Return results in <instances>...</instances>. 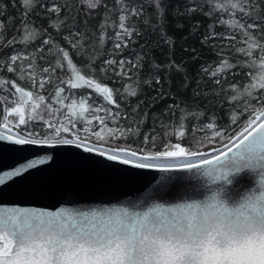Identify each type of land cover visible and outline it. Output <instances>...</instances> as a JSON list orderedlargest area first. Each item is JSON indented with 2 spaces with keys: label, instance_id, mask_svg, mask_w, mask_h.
I'll list each match as a JSON object with an SVG mask.
<instances>
[{
  "label": "snow or ice",
  "instance_id": "obj_1",
  "mask_svg": "<svg viewBox=\"0 0 264 264\" xmlns=\"http://www.w3.org/2000/svg\"><path fill=\"white\" fill-rule=\"evenodd\" d=\"M86 2L91 9L101 6V0ZM148 2L157 9L158 19L156 24L150 17L143 23L154 31L157 26L162 29L159 0ZM20 3L24 11L16 30L21 33L19 39L13 36L5 40L6 22L0 19V46L13 47L10 56L0 59V71L16 77L0 78V92L6 93L0 98V142L46 149L74 147L134 169L169 174L157 181L155 191L161 199V194L175 188L174 180L189 179L172 173H191L204 183L177 190L186 198L178 196L174 203L133 201L93 211L0 204V264H264V0H194L186 6L185 14L200 11L214 18L199 42L213 48L219 60L216 65H202L195 83L183 61L148 62L157 99H172L166 110L172 123L159 121L165 129L159 151L148 149L149 143H156V136L150 134L143 138L144 147L117 143L138 136L139 123L147 113L138 115L140 104L132 113L122 110L120 100L137 95L131 84H122L121 91L102 82L107 78L113 83H139L144 54L137 53L133 60L125 58L123 51L134 42V35H143L128 23L145 15L143 5L131 0H115V8L104 4L107 11L96 37L98 44L93 40L86 47L79 31L64 35L69 49L83 62L78 66L70 51L57 47L55 36L48 31L60 32L65 23L60 20L61 6H49L42 0ZM40 11L57 17H49L48 28L42 30L30 27L29 21L33 12ZM3 12L0 9V15ZM112 12L118 14V23L111 20ZM7 22L14 20L9 17ZM217 23L231 31L217 32ZM109 28L113 30L111 37L107 35ZM198 31L199 26L194 25L193 35ZM160 35L174 49L176 41L162 30ZM36 38L41 45L35 52L43 53L47 48L48 54L56 56L54 64L38 66L33 53L15 49L17 43L27 45ZM107 39H111L112 49L102 52ZM217 41L227 43L218 46ZM185 51H191L195 58V49ZM54 76L58 84L46 96L45 86L53 83ZM173 76L180 77L181 88H191L209 107L227 105L230 123L219 127L215 113L202 122L205 114L198 107L177 103L164 87L165 83L170 86ZM17 80L30 82V87H21ZM209 83L216 86L211 92L207 90ZM81 89H91L100 102L87 103L90 95L77 101L73 97ZM189 118L194 121L192 141L185 145V121ZM36 123L41 130L33 127ZM47 162L48 157L29 159L0 171V186Z\"/></svg>",
  "mask_w": 264,
  "mask_h": 264
},
{
  "label": "trees",
  "instance_id": "obj_2",
  "mask_svg": "<svg viewBox=\"0 0 264 264\" xmlns=\"http://www.w3.org/2000/svg\"><path fill=\"white\" fill-rule=\"evenodd\" d=\"M42 2L47 3L49 6L53 3H57L61 6L60 20L65 23L60 25V32H55L52 28H48L49 17L52 20H56L55 13H46L40 11V14L33 12L29 16L30 27H34L38 30L48 28V31L51 32L56 39L57 47L63 46L65 49L70 51L74 62L78 65H82V60L78 53L74 50L69 49V45L62 39L64 35H68L70 31H79L84 34L83 43L87 47L92 43L93 40H96V37L100 31V25L104 23V17L107 9L103 6L107 4L110 8H115V0H101V6L95 9L88 7L86 0H42ZM95 2V0H94ZM132 3L142 4L144 7L145 15L136 20L132 18L128 21L129 24H134L140 32L143 33L141 36L133 37L134 42L130 44L129 48L123 51L125 58L135 59L137 53L144 54V67L138 73L139 83H136L134 80L122 81L120 83H113L110 79H103V83L107 84L109 87L121 88L122 84H131L135 87L137 95L132 97L128 96L120 100L121 108L123 111L132 113V110L136 107L137 104H140V113L138 115H143L147 113V116L143 118V122L139 123V134L138 136H132L127 141H117V143H128L133 144L135 147H144L143 138L146 134L156 136L155 145L149 143L147 145L148 149L152 151H159L160 144L162 143V137L164 136L165 129L161 127L159 121H163L165 124L172 123V117L166 114L167 107L172 103V99H157V92L155 90L156 86L152 82V73L150 71L148 62H156L163 64L169 58L175 59L176 61L185 62L186 68L189 73V77L193 79L195 83V78L199 74V69L202 65H216L219 60V57L216 54V51L213 48L202 46L199 42V37L202 33L208 30V26L213 24L214 18L203 15L202 12L197 11L191 14H185V8L187 5L194 2V0H159L160 8L159 15L163 17L162 29L157 26L154 31L151 27L145 25L143 20L146 18H151L152 23L156 24L158 19L157 9L154 4H149L148 0H131ZM196 3H201L202 0H195ZM0 9H3L4 12L0 15V19L4 20L5 31L3 33L5 40L16 36L17 39L21 37V33L17 32V28L20 27L21 21L20 17L24 9L21 7L20 0H0ZM207 7L204 8V11H207ZM111 20L115 23H118V14L112 12L109 14ZM13 18V23H8V18ZM178 25H182L180 28ZM194 25L199 26V31L193 35L192 29ZM164 31L166 34L176 41L174 49H171L168 44L162 39L160 32ZM215 30L217 32L225 33L231 31L227 26H221L218 23L216 24ZM113 30L108 29L107 35L111 37ZM98 44L99 41L96 40ZM217 45L221 43H227L223 41H217ZM41 45L39 38H36L34 42L28 43L27 45L17 43L15 49L17 51L27 50L29 53H33L37 56V65L38 66H47L49 62L55 63L56 56L48 54L47 48L43 53L35 52L38 46ZM195 49L196 55L195 58L191 51H185V49ZM112 49L111 39L105 41L104 48L102 52H107ZM226 54L231 56V53L228 50H225ZM13 53V47H3L0 46V59H6ZM40 56H44L45 59H39ZM101 59L105 57L101 55ZM119 58V57H118ZM27 63V61H25ZM99 63V61H97ZM60 75L58 71L56 76ZM0 78H6L8 80H15L16 77L12 73H8L6 70L0 71ZM229 80L233 78L231 75L228 77ZM21 87L29 88L30 82L17 80L16 81ZM58 84L55 76L53 77V83L45 86L43 92L44 95H48L49 92H54L55 86ZM181 79L178 76H173L169 83H165V91H171L172 97L176 100L177 103L186 104L189 108L198 109L203 112L205 115L201 117V121L207 119L212 113L216 114V124L219 127H226L230 123V114L228 112L227 105L223 108L219 106L209 107L205 99L194 96L191 88L184 89L180 87ZM202 82V87H204ZM216 86L207 85V90L211 92L212 88ZM6 93L0 92V98L3 97ZM91 96V99L87 103H92V101L100 102L99 97L92 92L91 89H81L77 90L73 98L77 101L86 96ZM119 99V98H118ZM179 113L177 114L176 122L178 120ZM47 118V117H45ZM139 122V120H138ZM193 119L189 118L185 121L187 125V135L183 140V144H190L192 141V124ZM126 123V122H122ZM36 130H41V125L36 123L33 125ZM197 135L203 136L204 133H197ZM218 145V140H217Z\"/></svg>",
  "mask_w": 264,
  "mask_h": 264
},
{
  "label": "water",
  "instance_id": "obj_3",
  "mask_svg": "<svg viewBox=\"0 0 264 264\" xmlns=\"http://www.w3.org/2000/svg\"><path fill=\"white\" fill-rule=\"evenodd\" d=\"M41 157H48L45 165L0 186V204L50 211L60 207L93 211L121 207L133 201L174 203L178 202V196H184L182 190H177L204 183L202 178L196 179L191 173H172V176L189 179L174 180L175 188L161 194V199L155 191L157 181L160 176L169 174L134 169L74 147L46 149L0 142V171Z\"/></svg>",
  "mask_w": 264,
  "mask_h": 264
},
{
  "label": "rangeland",
  "instance_id": "obj_4",
  "mask_svg": "<svg viewBox=\"0 0 264 264\" xmlns=\"http://www.w3.org/2000/svg\"><path fill=\"white\" fill-rule=\"evenodd\" d=\"M82 134H83V133H82ZM217 146H218V145H217ZM201 150H205V149L202 148Z\"/></svg>",
  "mask_w": 264,
  "mask_h": 264
}]
</instances>
